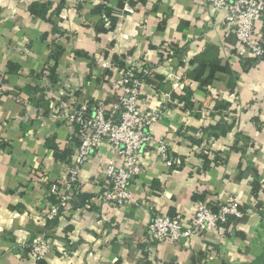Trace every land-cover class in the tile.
<instances>
[{
  "label": "crops",
  "instance_id": "crops-1",
  "mask_svg": "<svg viewBox=\"0 0 264 264\" xmlns=\"http://www.w3.org/2000/svg\"><path fill=\"white\" fill-rule=\"evenodd\" d=\"M48 1L51 12L60 4L0 0V264H264V60L240 55L227 11L212 0H65L52 17L59 34L29 10ZM255 34L264 46V14ZM51 44L63 49L57 63ZM127 64L152 67L139 104L164 113L150 128L132 202L101 198L104 162H120L103 142L71 208L47 220L49 185L64 180L79 143L59 114L98 102L109 108ZM196 195L215 209L234 201L244 215L224 236L152 241V213L187 221ZM42 237L53 250L35 259L28 245Z\"/></svg>",
  "mask_w": 264,
  "mask_h": 264
},
{
  "label": "built area",
  "instance_id": "built-area-1",
  "mask_svg": "<svg viewBox=\"0 0 264 264\" xmlns=\"http://www.w3.org/2000/svg\"><path fill=\"white\" fill-rule=\"evenodd\" d=\"M212 5L227 11V22L241 44L240 55L249 52L264 60L262 39L255 34L257 20L264 14V0H212ZM152 71L148 64L125 65L122 77L113 83L117 99L109 108L104 102H98L93 110L83 106L61 111L60 117L76 128L79 143L69 162L64 165V180L49 185V193L56 201L50 205L47 220H53L71 208L79 191L82 169L103 142L120 158V162H104L102 179L106 182V188L101 198L108 206H126L132 202L130 186L143 172L141 158L152 142L150 128L164 115L160 109L146 110L139 104L141 88L149 83ZM2 145L0 137V154ZM158 151L164 161L171 163L164 141L158 143ZM243 215L244 211L234 201L215 209L205 200H198L196 212L187 221L179 216L153 212L149 224L150 238L157 242H181L206 232L224 236L232 220ZM52 250V243L44 237L28 245V251L35 259L44 258Z\"/></svg>",
  "mask_w": 264,
  "mask_h": 264
},
{
  "label": "trees",
  "instance_id": "trees-1",
  "mask_svg": "<svg viewBox=\"0 0 264 264\" xmlns=\"http://www.w3.org/2000/svg\"><path fill=\"white\" fill-rule=\"evenodd\" d=\"M145 1V0H142ZM65 6V0H60V4L58 5V8L54 9L51 12L52 9V2L48 1V2H34L33 4H31V6L29 7V10L31 12L32 15H34L35 17H39L42 18L44 20L50 21L53 24V32L55 33H59V34H63L64 32L62 31V29L52 20L53 15H59L61 13V10L63 9V7ZM130 6L131 7H135V2L131 1L130 2ZM98 12H102L101 11V7L98 8ZM61 31L63 33H61ZM103 31H105V29L103 28ZM63 54V49L61 46H56L55 49H52V44H51V51H50V55H49V60H55V62L57 63L58 60L60 59L61 55ZM56 65L53 68H50V80H55V68ZM125 65H122L121 67H124ZM12 71H15L17 69H14L13 66H11ZM3 146V145H2ZM255 192H257L258 190V186L256 185L254 187ZM77 196V195H76ZM54 201H56V198L54 196H52ZM195 199L198 200H202L204 199V195H196ZM75 202V200L72 201ZM243 210V208H242ZM244 211V210H243Z\"/></svg>",
  "mask_w": 264,
  "mask_h": 264
},
{
  "label": "rangeland",
  "instance_id": "rangeland-1",
  "mask_svg": "<svg viewBox=\"0 0 264 264\" xmlns=\"http://www.w3.org/2000/svg\"><path fill=\"white\" fill-rule=\"evenodd\" d=\"M128 8H129V7L125 8V10L128 11V10H127ZM101 16H102V18H103L104 21H105V18L108 17L106 14H102ZM104 17H105V18H104ZM63 32H64V31H63ZM63 32L61 31V33H63Z\"/></svg>",
  "mask_w": 264,
  "mask_h": 264
}]
</instances>
